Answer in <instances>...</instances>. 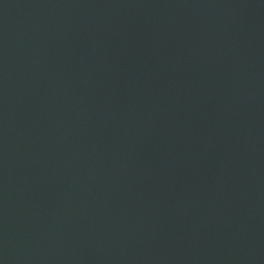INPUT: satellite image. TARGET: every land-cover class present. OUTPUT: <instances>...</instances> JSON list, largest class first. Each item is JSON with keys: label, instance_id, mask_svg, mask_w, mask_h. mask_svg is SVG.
I'll return each instance as SVG.
<instances>
[{"label": "water", "instance_id": "95a60500", "mask_svg": "<svg viewBox=\"0 0 264 264\" xmlns=\"http://www.w3.org/2000/svg\"><path fill=\"white\" fill-rule=\"evenodd\" d=\"M0 264H264V0H0Z\"/></svg>", "mask_w": 264, "mask_h": 264}]
</instances>
